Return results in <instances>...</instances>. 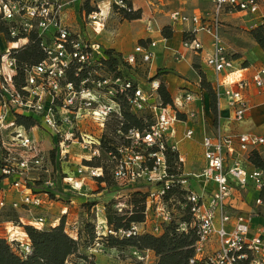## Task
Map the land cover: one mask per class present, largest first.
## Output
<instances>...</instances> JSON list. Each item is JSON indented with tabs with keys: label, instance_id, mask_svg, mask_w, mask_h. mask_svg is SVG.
Returning <instances> with one entry per match:
<instances>
[{
	"label": "built area",
	"instance_id": "1",
	"mask_svg": "<svg viewBox=\"0 0 264 264\" xmlns=\"http://www.w3.org/2000/svg\"><path fill=\"white\" fill-rule=\"evenodd\" d=\"M131 0H111L108 4L109 10L114 4L120 9L128 10V3ZM69 2L64 0H0V18L4 21L12 22L9 29V37L12 42L8 48L0 55V129L5 126L8 114L12 111L24 112L38 117L43 127L51 132L59 146L63 141H73L81 139L85 143L84 149L91 150L90 143L84 139V135L78 133V120L85 114L93 115L102 121L107 119L114 112L115 99L118 95H127V101L133 110L148 109L153 113L154 124L143 133L129 132L131 138L130 147H135L136 151H131L126 157L121 156L123 149H117L119 158L113 170V177L117 181L135 182V177L156 173L157 178L148 177L154 183L161 182L160 189L151 188L147 197V207L149 204H156L157 217L160 218L159 225L148 222V213L145 221L141 224H133L127 230H120L117 234L124 238L136 236L142 232L152 234L161 233L162 224L171 220L170 212L162 204L165 191L174 179L168 175L165 151L166 141L171 133L174 122L177 121L175 112H170L168 106L164 107L157 101V82H152L147 90L140 87L135 89L128 79L121 77H107L97 72L96 78L92 77L90 67L101 58H105L104 50L100 45L92 43L83 38L80 33L70 31L63 24L64 8ZM212 10L203 17L185 16L181 12L171 13L170 19L173 22L189 23L192 25L189 31L194 37L198 33L207 34L210 37V50L205 59L206 64L218 77L222 73H231L233 70V59L228 56L227 50L221 39L220 16L223 12L236 13L248 12L254 14L258 10L257 0H211ZM88 23L93 31L100 33L104 30L106 16L101 9H97L90 14H86ZM54 27L52 37L46 32ZM150 30V27L147 28ZM32 31H37L42 39V48L45 53L44 60L36 66L30 67L25 73V84L17 87L13 83L12 75L16 71L15 59L11 57L12 50L22 47L27 39L26 35ZM156 47V43L151 41L148 44H140L134 47L133 53L123 57L125 63L131 67L137 64V58L143 63L151 62L154 54L151 51ZM183 47L198 52L202 49L201 43L194 40H184ZM182 56L176 57V60ZM73 64L76 65L74 75L82 70L87 71V77L82 79L78 85L67 81V70ZM77 70V71H76ZM264 69L256 71L251 77V82L256 87H261ZM248 80L240 77L231 83H220L213 86L216 98H225L227 106L231 111L233 120L240 121L244 118L248 104L244 96L248 88ZM193 101L191 94L184 95V103ZM172 111V110H171ZM14 123V121H13ZM13 128L11 135L12 143L25 155L17 158L11 156L12 151L6 146L0 134V173L6 178H14L8 185L16 193H19V200L13 201L9 205L4 199H0V213L9 207L10 210L38 208L46 194L33 193L22 183L26 173L36 169L44 168V157L40 156L36 145L28 131L21 126ZM170 130V132H169ZM77 132V136L75 133ZM192 131L185 133L186 138L192 136ZM264 144V139L250 135H240L237 137L225 136L219 130L213 135L205 136L202 140L203 157L206 162L205 168L200 173L190 174L203 184L213 182L216 186L212 194L198 195L193 190L186 196V203L192 216V227L195 228V242L193 244V257L190 264L201 262L203 264H264V225L251 227V220L254 214L243 216L230 214L228 206L230 198L234 192L243 191L249 183L259 192L264 191V171L255 168L247 172L240 162V154L251 153L257 145ZM237 145L239 152L235 150ZM157 147V152H148V148ZM172 150L175 147H171ZM145 149V152L140 150ZM236 152L238 154H236ZM5 153V156L3 155ZM58 154L64 158L62 147L58 148ZM121 156V157H120ZM153 162V167L149 169L145 163ZM179 163L183 160L179 157ZM101 168H89L82 166L76 173L77 176L63 178L70 191L79 193L85 178L84 173L91 174L92 177L101 175ZM182 176L177 180L180 185L187 187V177ZM230 179L234 180L233 185ZM45 185L52 188L54 183L47 180ZM152 185V184H150ZM205 193V192H203ZM254 207L264 209V195L258 194L253 201ZM121 211V210H119ZM148 211V209H147ZM66 210L62 212L65 214ZM264 217V212H262ZM58 222V219H57ZM103 222V221H102ZM21 223V222H20ZM149 226H152L148 229ZM10 226L7 231V238L14 242L16 251L29 253L30 248L26 240L21 235L11 233L15 227L12 222H7ZM34 228L42 229L48 224L43 215H39L29 222ZM51 223L49 225H54ZM14 225V224H13ZM183 228V227H182ZM115 234L114 232H110ZM25 235V234H24ZM1 237V236H0ZM148 251V250H147Z\"/></svg>",
	"mask_w": 264,
	"mask_h": 264
},
{
	"label": "rangeland",
	"instance_id": "2",
	"mask_svg": "<svg viewBox=\"0 0 264 264\" xmlns=\"http://www.w3.org/2000/svg\"><path fill=\"white\" fill-rule=\"evenodd\" d=\"M65 2H69L68 5L71 4L72 0H64ZM80 0H76V3H78ZM91 0H83L81 3V8L84 6V4H88L89 8H92L93 10L96 9L95 6H91L96 4V2H101L102 0H94V4H91ZM260 7H264V0H259ZM162 4V5H159ZM210 4V0H156V5H159L160 9H173V10H181L185 11L183 9H188L189 12L193 8L195 9H204L208 7ZM67 5V6H68ZM79 11V10H77ZM82 9H80L79 12V22L78 25L80 28H82V32L80 33L83 38H86V32L84 27L88 23V20L86 18V12L83 17ZM187 13V12H186ZM111 11L109 15L107 16L105 20V26L103 32L99 34V36H93L91 31V35L94 37V39L97 40H105V42H109V40H112V32L117 30L116 27V19L120 20L117 15ZM231 19H227L223 22V30L221 31L222 34H231L233 35V38L236 39V41H230L234 42V44H239L243 48H246L248 46V39L251 38L249 35V27L244 24L243 17L241 15H234L230 16ZM249 18H252L253 16H248ZM66 24V23H65ZM67 25V24H66ZM82 26V27H81ZM150 27L151 32L155 30V24L150 21V23H143V24H130V28L132 29V33H136L139 29ZM166 26V25H165ZM163 26V27H165ZM163 27L160 28V31L163 29ZM54 27H51L50 30L46 32L47 36L52 37L51 34L54 32ZM157 29V28H156ZM149 31V30H148ZM90 35V36H91ZM207 35V34H205ZM208 36V35H207ZM222 36V35H221ZM209 37V36H208ZM210 38V37H209ZM225 38V37H224ZM116 39V38H115ZM114 39V40H115ZM222 39V37H221ZM228 39V38H227ZM168 45L171 47V43H177L179 46L172 47L176 49L175 52L176 55L181 56L178 51L180 44L183 45V41L181 40L180 35H176L175 32H172V37L167 39ZM118 41V39H117ZM223 42V41H222ZM142 44L140 41L135 40L132 38L131 40L123 41V48L125 50V56L133 53L135 45ZM9 43L5 41L2 36H0V55L8 48ZM164 46L163 44L159 43L157 44V47L152 48L151 51L153 52L154 56L151 60V62H154V60L158 59L159 64H161L165 60L169 59H175V52H162ZM187 49V48H185ZM227 53L230 58H235V54H233V57L231 55V52L229 48H227ZM230 51V53H229ZM164 53H169V56H166ZM138 65L134 68H130L129 70H125L126 78L132 79L134 85H137L141 87L144 90L148 89V86L152 82V76L149 77V62L143 63L137 58ZM196 63H199V60H195ZM203 65L205 68L211 70V68L206 64L205 59L202 60ZM206 92V91H205ZM207 93V92H206ZM208 94V93H207ZM122 101V99H120ZM177 101V100H175ZM180 107H176L174 104L173 106L166 105L170 108V112L174 113L176 115V112H179L181 115H183V109L185 106L184 104V97H181L179 99ZM183 103V104H182ZM164 106V107H166ZM114 112L111 114L107 119L101 120L97 119L93 115H87L85 114L78 120V133H81L84 135V139H86L91 146V150L89 151L87 149H84L83 146H85V143L79 140L73 139V141H63L59 146L63 148L64 151V158L60 157L59 154L55 156V164H52L50 161V151L54 148H56L57 141H54V137L51 134L49 130H47L45 127H43L42 123L36 125L35 127H32V129H27L28 134L31 135L33 142L36 145L37 151L40 154V156L44 157V168L42 169H36L29 171L24 175V179H27L30 184H33V186L38 187L37 194H44V191L47 192V197L42 200L41 206L35 209H31L32 211L28 213L26 210L25 213L23 212V209H21V213L14 210L15 213H17V217L22 218V220L29 224V222L32 221V219L36 218L39 215H43L46 218V222L51 224L55 223L54 221L59 219L61 216L65 215L67 222V228L71 227H79V231L81 234V241L79 242L78 250L75 254H73L70 257V261L73 264H156L157 258L155 257L153 252L151 251H138L134 250L130 247H117V248H110L107 246L105 242L104 235L107 234V226L105 225V215L107 209H112V211H116L118 214H126L131 213L132 211V202L133 199L139 198V196H134L133 193L140 191V193H145L147 190L150 189V187L155 188V183L152 180H149L148 177L157 178V174L152 172L150 175L146 176H140L135 177V182H129V181H116L111 180L112 172L115 168V164H113V158L110 155L111 152H113V148L122 149L126 148L127 150L122 151L121 156H127L131 153V151H136L135 147L126 146L125 142L128 141L127 139L131 140V138H128L130 136V133L128 131L127 134H123L119 129L121 127V121H122V111L123 109L126 111H129L136 115L139 118L143 119L144 125L154 123L155 118L152 112H150L148 109L145 110H133L129 105L121 107V103L115 104L114 106ZM172 110V111H171ZM152 113V114H151ZM35 116V115H33ZM12 116L7 117V120L5 122V126L0 129V134L3 139V141L6 143V146L11 149L13 157H18L20 155H25L23 152L20 151V149L15 145V143H12L11 141V135L13 133V128L15 127L14 120H11ZM37 117V116H35ZM177 120H185V114L182 117H177ZM182 123L174 122L173 128L176 129V137L178 141L177 147L178 150H175L176 153L182 156L187 155L185 152H188L189 160L192 161L193 156H195L197 153L192 147H186V142L190 140H183V134L184 130L180 132V126H183ZM172 128V130H173ZM170 132V130H169ZM77 136V132L75 133ZM194 138V137H193ZM170 140L167 138L166 141V147H171ZM56 143V144H55ZM131 144V143H130ZM198 148V146H197ZM131 150V151H130ZM142 153L145 152V149L140 150ZM190 151V154H189ZM110 153V154H109ZM113 152L112 154H114ZM192 153V154H191ZM120 156V157H121ZM185 158H187L185 156ZM75 161L76 163H72V161ZM91 162L92 165H86L84 162ZM199 162V160H198ZM101 168V173L103 174V171H107V182L110 183L109 186H107L106 183H98L96 180V177H92L90 173H84L85 175V182L82 184V187L80 189L79 193L70 191L67 184H65L63 178L68 175V177L77 176L78 174L76 171L81 168L82 166L89 167V168ZM243 167V164H241ZM177 167L175 166L174 162L171 163L170 169L174 170ZM104 176V174H103ZM106 177V175H105ZM53 181L54 187L47 188L45 186L46 181ZM39 183L38 186L34 184V182ZM3 183H5L3 181ZM115 183V184H114ZM150 184H152L150 186ZM210 187H214V183H210ZM9 186L5 184L3 189L6 191L5 196L2 198L6 199L8 198V195L11 194L10 192L7 193ZM187 187L191 188L194 192H196L198 195H202V184L196 180L193 176L190 175V177H187ZM7 188V189H6ZM2 191V192H4ZM12 193H16L14 190H11ZM207 194H212L209 190L207 191ZM258 191L255 190V196H257ZM175 203L172 204L170 201H164L165 208L170 212L171 215V221L175 224H180L183 219H181L185 214L183 213V208L180 206V203L178 202V197H174ZM163 202V201H162ZM8 203V202H7ZM112 203V206L110 205ZM10 204V203H9ZM64 208H68L67 212L65 214H62V211ZM148 209V222L152 223L153 225H159L160 224V218L157 217V211H156V204L151 203L147 207ZM10 208L6 207L1 213H0V236H7V231L9 230L10 226L7 224L5 220V213L9 212ZM119 210H121L119 212ZM69 213V215L67 214ZM185 217V216H184ZM20 221V220H19ZM103 221V222H102ZM148 229H150L152 226H149ZM14 223H12L11 226H16ZM24 224V223H22ZM23 232V229L21 227H15L11 233H14V235L20 236V233ZM144 233V232H142ZM90 234V235H89ZM93 234V237H92ZM157 233L156 235H158ZM153 256V257H152Z\"/></svg>",
	"mask_w": 264,
	"mask_h": 264
},
{
	"label": "trees",
	"instance_id": "3",
	"mask_svg": "<svg viewBox=\"0 0 264 264\" xmlns=\"http://www.w3.org/2000/svg\"><path fill=\"white\" fill-rule=\"evenodd\" d=\"M11 1L17 2L18 0ZM127 7L128 10L120 9L114 4H112L111 11L122 20L134 21L141 18V10H134L132 8L131 2L128 3ZM81 9L84 10L86 14H90L91 12L95 11L92 8H89L87 3L84 4ZM12 25V22L4 21L0 18V36H2V38L9 43L12 42V39H10L9 37V29L12 27ZM172 32L173 31L171 26L166 25L161 30V35L163 38L169 39L172 37ZM249 35L260 48H264V23L251 29L249 31ZM26 39L27 41L22 47L18 49H13L11 51V57L14 58L16 62V71L12 75V78L14 85L17 87H21L23 84H25L26 70L30 67L38 65L45 58V53L42 48V39L41 37H39L37 31H32L28 33L26 35ZM194 39V35L191 34L189 31L183 32V41ZM103 52L105 58L99 59L98 61H96L95 64L90 67V72L93 78H96L95 72H97L101 75L111 78L121 77L124 79H128L132 83L134 89L136 87H139L137 85H134L132 79L126 78L128 75L126 76L125 70H129L130 68L134 67H131L130 65L125 63L123 56L120 53L116 52L114 49H104ZM137 65L138 61L136 66ZM192 67L200 78L199 84L201 89L205 90L208 93L210 111L216 117L217 107L215 91L213 90L211 83L207 81L205 74L201 71L199 64L194 62ZM76 68V65L73 64L69 67L66 74L67 81L72 82L74 85H78V83L82 79L87 77L88 71H79L77 72L76 76L74 75ZM161 74H163V72L161 69H159L156 75L151 77L152 82H154V80L157 79L158 76ZM131 94L132 93L130 92H126V94L124 93L122 95H118V97L115 99L116 103H121L122 108L124 106H128L129 103L127 101V95ZM156 95L157 101L160 102L162 106H173V100L161 80L158 83ZM120 99H122V101ZM12 113L13 114L10 115L12 116L11 120H14L16 126H21L26 130L32 129V127H35L38 124L40 126V121L38 117L18 111H12ZM121 115L122 121L119 130L123 134H127L128 131L143 133L154 124L150 123L144 125L142 118H139L133 113L124 109ZM176 116L181 117L182 115L179 112H176ZM127 140L128 141H126L125 144L126 146H130L131 140ZM171 147H166L165 160L167 173L168 175L173 177L174 182L171 183L169 185L168 190L165 191L162 204L165 205L164 201H170V203L172 202L173 204L175 203L174 197H178L177 203H180V206H182L183 208V213L185 214V217L183 216L181 219H185H183L180 224H175L171 220L168 223H163L162 231L158 235L148 232L140 233L130 238H124L118 235L117 233L120 230H127L133 224H141L145 221L146 215L148 213L147 197L152 188L150 187V189L147 190V192L145 193H140V191L133 193L134 196H139V198L137 197V199H133V202L131 204L133 209L131 213L118 214L116 213V211H112V209L110 208L107 209L105 215V225L107 226V234L103 237L105 238L107 246H109L110 248L127 246L138 251L148 250L153 252L155 257L157 258L156 264H190L189 260L193 257V244L196 238L194 231L195 228L191 225L192 216L189 211V205L186 203V196L190 193V191H192V189L189 187L182 186L179 184V182H177V180L183 176V173L181 169V164L178 160L179 156L175 151L176 149L172 150ZM112 150L115 153L112 154L113 152H111V154H109L113 158V164L116 165V159L119 158L120 154L118 153L117 148H113ZM157 151V147H152L148 148V151H146L144 154L147 155L148 152ZM49 154L50 161L52 162V164H55V156L58 155L57 144L56 148L52 149ZM3 155L4 157L6 156L5 153H3ZM247 161L250 162L254 167L260 170H264V160H262V158L257 152H251L250 155L247 157ZM172 162H174L175 166L177 165L174 170L170 169ZM84 164L92 165L90 161L84 162ZM145 165L149 169H151L153 167V162L150 160L148 163H145ZM98 167L99 166L97 165V168ZM103 174L101 173V175L97 177L96 180L98 181V183H106L107 186H109L110 183L107 182V171L104 170ZM65 177H68V175ZM5 178L6 177L0 173V190H2L5 186V184H3V181H6L7 184H9L14 180L13 177L10 178V180H7ZM112 179L114 180V182L116 181L117 183V180H115L113 177V172L111 180ZM22 183L25 184L33 193H41L35 190L38 189V187H35L33 186V184H30L27 179H24V177ZM34 184L38 186L39 183H36L35 181ZM162 186L163 183L161 182L155 183V188L157 189H160ZM47 192L48 191H44V194L47 195ZM260 194H264V192H261ZM110 205L112 206V203ZM65 218L66 216L63 215L53 226L47 223L48 225L46 227L42 229H37L30 224L20 223L19 217H17V213H15L13 210H9V212L5 213V220L6 222H12L16 226L21 227L23 229V233L26 236L30 252H18L13 249V247L16 246L14 242H10L5 237H0V264H73L70 261V257L75 254L78 250L79 242L81 241V234L79 231V227H75V225L74 227H71L68 230ZM110 232H114L115 234H111ZM194 264L203 263L195 262Z\"/></svg>",
	"mask_w": 264,
	"mask_h": 264
},
{
	"label": "crops",
	"instance_id": "4",
	"mask_svg": "<svg viewBox=\"0 0 264 264\" xmlns=\"http://www.w3.org/2000/svg\"><path fill=\"white\" fill-rule=\"evenodd\" d=\"M82 1L83 0H80L78 3H76V0H72L71 4L64 8L63 12V24L67 28H69L70 31H73L75 33L82 32V28H80V26L78 25L80 19L79 12L81 9ZM110 1L111 0H102L101 2H96V4L93 3L94 0H91L90 2L91 4H94L91 6L96 5V9H101L107 18L109 13H111V11L109 10L110 8L108 7ZM257 4L258 10L254 14H250L248 12H223L220 16V31L223 30V22L226 20V18L229 20L232 18L230 16L234 15H241V17H243V20L245 21L244 24L246 25V27H249L248 31L264 23V7H260L259 0H257ZM131 5L134 10H141L140 19L134 21L122 20L121 18H119L120 20L116 19L117 30L112 32V40H109V42H105L104 39H94V35L99 36V34H101V32L103 31H101L100 33H96L93 31L92 26L87 23L84 27L86 32V39H88L92 43L100 45L103 50L114 49L123 57H127L131 54L130 53L126 56L124 55L125 50L123 48V41L131 40L132 38L137 41H140L142 44H148L149 42L153 41L156 43V47L157 44L161 43L164 46L162 52L173 53L176 51V49L172 47L174 46L177 48L179 44L171 43L172 46L170 47L168 45V40L162 37L160 28L165 25L171 26L172 31L175 32L176 35H180L181 40L183 41V32L190 31L192 25L189 23L173 22L170 19L171 13L178 11L181 12L183 15L189 17H203L206 13H210L212 10L211 0L208 7L204 9L193 8L191 12L188 11V9L190 8L183 9L185 10L184 12L181 10L160 9L159 5L162 4L156 5V0H131ZM81 14L84 17L85 12L82 11ZM248 16L253 17L249 18ZM150 21L155 24V30L153 32H151V30L148 31V29L144 26L143 28L139 29L136 33H132L130 24H143L147 22L150 23ZM89 30L91 31L93 36L89 32ZM229 34H224V32L222 34L221 32L222 41L226 50H228L227 48H229L230 51L233 52L231 53L232 57L233 54L236 55L235 58H232L234 61L233 70L231 73L225 72L216 77L212 70L205 68L202 60L206 59L209 53L210 38L204 33H198L195 36V38L202 45V49L198 52L192 51L190 49H185V47H183V45L181 46L180 44L178 51H180L179 53L181 54L182 59L176 60L177 52H175V59L165 60L161 64H159L158 59H156L154 60V62H151L149 64V77L156 75L159 69L162 70L163 74L159 75L158 78L154 80V82L159 83L161 80L164 83L167 91L169 92L173 100V104L177 108L180 107V104L178 102L181 97H184V95L187 93L193 96V101L189 102L188 104L182 103L185 107L182 108L183 111L181 112H183L182 116H184L185 114V120H177V123L184 124L183 126H180V132L184 130L183 138L181 139V141L190 140L189 142L187 141L186 144H184L185 148L192 147L197 153L195 156H193L195 152H193V154L191 153L193 157L192 161H190L188 158V152H185L187 154L185 155L187 158H185V156L179 155V157L183 160V163L181 164V169L184 176L200 173L201 170L205 168L206 162L203 157L202 140L205 136L213 135L217 130H219L225 136L237 137L240 135H250L260 139H264V83H262V86L258 88L254 85V83L251 82V77L253 76V74L260 69H264V48H260L252 38L248 39V46L246 48H243L239 44L235 45L234 42L230 41H236V39L233 38L232 34L231 36ZM135 46H137V44ZM164 54L166 56H169V53ZM196 59L199 60L198 64L200 66V69L205 74L207 81L211 83L212 88L217 81H219L220 83L227 84L239 79L240 77L248 80L249 86L244 92V96L248 104V110L242 120H233L231 111L227 106V101L223 97L220 99L216 98L217 115L215 117L212 114V112L210 111L209 96L205 92V90L201 89L199 84L200 78L192 67L193 63L196 62ZM262 81H264V75H262ZM187 131H192L193 133L190 138L185 137V133ZM175 134L176 129L173 128V130H171V133L168 136V139L170 140L169 142L171 143V145L175 147L176 150H178V141H176L177 137ZM234 147L235 150L239 152L237 145H235ZM253 151L257 152L262 158V160H264V144L257 145ZM237 152L236 154H238ZM249 155L242 153L239 156L240 162L243 164V168L247 172H251L256 168L250 162L247 161V157ZM72 163L75 164L76 162L73 160ZM230 181L233 185H236L234 180L230 179ZM4 182L5 183L3 184H7L6 181ZM84 182L85 178L83 180V183ZM199 182L202 184V194H206L208 190L211 193L215 191L216 186L210 188L208 186L210 183L213 182H209L207 184H203L202 181ZM8 188L9 189L7 190V193L10 192L11 194L8 195L7 200L2 198L6 194V191H4L5 189L0 190V199H4L6 203L8 202L7 205H9V203L13 201L19 200V193H12L11 190L13 189L10 187ZM255 190L256 189L252 186V184L249 183V185L243 191L239 193L234 192V195L230 198L231 204L228 206L230 214L237 213L243 216L254 214V217L251 220L252 228L256 225H264V217H262V212H264V209H262L261 207H254L253 204L255 198H257L258 194L261 193L257 190L258 194L257 196H255ZM31 209L29 210L30 212L32 211ZM20 210H17V212L21 213ZM65 210L67 212L68 208H64L63 211ZM25 211L26 210L23 209L24 213ZM29 211L28 213H30ZM67 214L69 215V213ZM65 219H68V217ZM19 220L21 223L27 224L22 220V218H19ZM54 222L57 223V220H55ZM20 235L23 238L25 237L23 232H21Z\"/></svg>",
	"mask_w": 264,
	"mask_h": 264
}]
</instances>
